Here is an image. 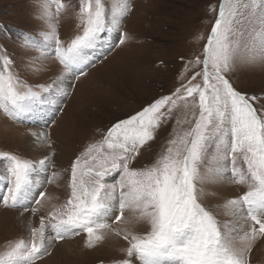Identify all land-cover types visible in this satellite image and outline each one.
Segmentation results:
<instances>
[{
	"label": "snow or ice",
	"instance_id": "6c2138e0",
	"mask_svg": "<svg viewBox=\"0 0 264 264\" xmlns=\"http://www.w3.org/2000/svg\"><path fill=\"white\" fill-rule=\"evenodd\" d=\"M71 6L78 7L79 30L68 40L59 29L70 4L37 0L33 18L41 26L13 39L18 52L0 45V113L27 125L29 155L40 152L33 159L0 150V207L21 216L48 209L38 226L25 217L26 236L7 244L0 264H38L58 243L81 235L89 249L109 235L125 241L115 264H252L253 249L264 242V93L241 92L233 74L264 68V0L210 6L215 18L202 52L184 64V71L190 65L199 71L171 94L118 119L68 168L54 171L58 149L51 126L76 82L129 39L124 24L132 0H78ZM37 36L44 58L61 66L47 83H30L27 64L17 63L18 55L27 59L38 47ZM177 108L179 127L162 151L143 161ZM64 173L67 198L52 203L48 186L62 187ZM229 186L243 191L215 206L223 208L222 220L202 197ZM122 222L125 227H114Z\"/></svg>",
	"mask_w": 264,
	"mask_h": 264
},
{
	"label": "rangeland",
	"instance_id": "374dc122",
	"mask_svg": "<svg viewBox=\"0 0 264 264\" xmlns=\"http://www.w3.org/2000/svg\"><path fill=\"white\" fill-rule=\"evenodd\" d=\"M70 4L60 19V37L68 40L79 30L77 25L78 0H64ZM111 2V0H109ZM221 0H132V11L124 24L128 34L127 42L116 47L102 62L88 71L87 76L76 82L64 110L56 123L51 126V135L57 142L56 167L54 171L68 168L71 161L79 155L87 144L102 139V134L118 119L141 110L161 95L171 94L197 71L189 66L184 71L186 60L194 59L202 52L215 13L210 6H218ZM37 0H0V45L10 51H17L13 44L23 30L35 31L41 21L34 19ZM203 37L204 39H201ZM38 47L24 55L17 56L18 64H27L24 78L30 83H47L59 75L61 66L54 59H45L47 51H42L44 41L37 36ZM114 43V34L108 38ZM107 51V44L105 46ZM183 57V59H181ZM37 69H44L32 75ZM234 86L244 93H264V68H240L233 74ZM199 79V77L197 78ZM259 107V105H256ZM182 118L179 108L173 111V119L162 126L153 142V151L144 153L142 160L149 161L153 154L166 146L175 125V119ZM187 127V125H184ZM35 130V129H31ZM27 125H18L0 113V150L10 151L27 158H38L39 150L28 152L29 141ZM2 164V162H0ZM48 186L52 203H62L67 198V187ZM216 197H202L213 207L219 219H226L221 205L225 198H232L243 191L234 186L220 189ZM41 213L32 216L0 207V252L8 243L26 236L25 217L31 218L33 226H38ZM130 227V225H128ZM114 227H125L121 225ZM139 228V226H137ZM84 235L57 244L50 256L38 264H115L122 257L121 248L126 246L122 239L109 235L106 241L96 248L85 247ZM252 264H264V242L258 243L251 255Z\"/></svg>",
	"mask_w": 264,
	"mask_h": 264
}]
</instances>
